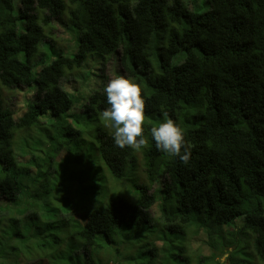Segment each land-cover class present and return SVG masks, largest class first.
<instances>
[{
	"label": "trees",
	"instance_id": "1",
	"mask_svg": "<svg viewBox=\"0 0 264 264\" xmlns=\"http://www.w3.org/2000/svg\"><path fill=\"white\" fill-rule=\"evenodd\" d=\"M208 1L200 12L187 0H19L18 9L0 0V264H256L250 242L264 264V0ZM67 10L66 38L70 47L78 38L77 51L34 72L38 44L55 38L53 22ZM116 51L124 75L142 85L145 125L172 118L185 129L188 165L158 151L148 133L138 151L114 145L101 114L105 64ZM90 55L105 58L101 87L81 106L83 94L61 81ZM36 85L38 98L15 118L1 86ZM75 104L96 116L92 140L83 139L79 114L62 115ZM33 130L40 136H20L28 159L19 162L14 139ZM89 164L102 179L82 188ZM130 177L134 200L108 183ZM170 199L181 220L160 227L151 208ZM201 233L202 242L194 239ZM228 244H236L230 263L221 262Z\"/></svg>",
	"mask_w": 264,
	"mask_h": 264
},
{
	"label": "rangeland",
	"instance_id": "2",
	"mask_svg": "<svg viewBox=\"0 0 264 264\" xmlns=\"http://www.w3.org/2000/svg\"><path fill=\"white\" fill-rule=\"evenodd\" d=\"M16 9L19 8V0H14ZM188 6L190 9L192 10H197L200 12H207L210 9V2L208 0H187ZM69 16V12L68 10L65 11V13L63 14V16L61 18H59L58 20L53 22V35L55 38H53L52 36H49L50 39H48V41H43L41 43L38 44V51L35 54L34 58V72L35 69H39L44 65H47L49 63H51L55 58H57V56L60 53L63 54H67L69 56H73L75 54V52L78 49V38L75 40V43H73L74 45L72 47H70V44H68L69 42L67 41L66 38V33H65V23H64V16ZM60 21V22H59ZM71 28L78 34V32L76 31V29L74 27L71 26ZM26 29V23L24 20L20 19L19 20V31H23ZM65 48H68L67 50ZM97 56L98 59V63L95 64L94 68L90 69V63H92L89 59ZM182 57V55H181ZM181 57L179 56L177 59H175V62L179 61L181 59ZM120 55L118 54V51H116L113 55L110 56V58L106 61L105 64V69H104V74L107 76V81L109 80V78L115 76V75H124V71L122 69V65L120 64ZM104 60L105 58L99 55H90L87 62L84 64L83 68L79 69V70H75L73 72H69L67 71L66 75L63 77L62 81H61V85L62 87L68 91L71 95L73 96H77L79 94H83L82 97L80 98L81 101V106L84 102V100L87 99V96L90 92H93L95 90H98L101 87V80L100 78L97 77V73L101 72L100 70L103 67L104 64ZM98 70V71H95ZM87 71V72H86ZM97 72V73H96ZM86 80V82H85ZM85 82V83H84ZM107 83V82H106ZM22 90V91H21ZM1 92L3 95V99L5 102L6 107H10L12 109V111H14V117H19L23 114V112L25 110L22 111V109L25 107V103L26 101H28V99H32V100H36L38 98V93H37V85L36 88L31 87V88H17L15 90H10V89H6V88H1ZM74 105V104H73ZM76 106L73 107L72 109L69 108H63L62 111V115L64 116H72L74 114H79L80 118H82L84 121L82 123V125H80L79 127L81 129H85V133L83 134V139L84 140H92L91 138H87L89 135V132L91 130H95L97 132L98 129V123L96 120V116L94 117V120H92L90 117H88V115H86L83 110L82 107L80 105L75 104ZM22 111V112H21ZM50 117V116H48ZM53 118V117H50ZM77 123V121H76ZM101 124V122L99 123ZM34 128H31V130ZM26 130H30V129H26ZM15 131V130H14ZM13 131V132H14ZM19 132V131H18ZM39 134V135H38ZM18 137H15L14 139V144H15V153L17 156V160L19 162L23 161L25 162L28 159V155L24 154L21 150V144H22V139L25 138L26 136H40V133L37 130H33V131H23L20 132V134H18ZM20 136L22 137V139L20 138ZM80 143V142H78ZM77 143V144H78ZM77 144H74L75 146H77ZM91 143L88 142V144L86 146H84L83 149V153L85 154L86 157L90 156L91 153ZM65 153L62 156H58L56 160H61L63 159ZM92 166L90 167V164L88 165V167L85 169V172L89 175V178H84V175L82 176V178H79V181L81 182L82 188H90V179L92 177V179H94V181H96L97 179L99 181H101L102 179V175H101V171L98 167V165ZM139 171V177H140V181L143 182L144 181V177L142 176V172L143 169L142 167H139L138 169ZM66 175V172L63 170L60 173V177H58L59 180H62ZM131 177L130 178H125L124 180H122V182H114V180L112 178H110L109 180V186L113 189H117L119 190V193L123 194L124 196L128 197L130 200H134L136 199L135 194L132 191V185H131ZM119 183V184H118ZM95 185H93L94 187ZM152 215L154 218V221L156 222V224H158V226L162 227L167 223H177L180 222L181 217L179 215V213L177 212V209L175 207V203L173 200H169L168 202L165 203H160V204H156L155 206H153L152 210ZM80 217V216H79ZM230 230V228L228 226L224 227V232ZM241 232V229H237L236 232ZM206 238V233H201L198 237H194V239L201 241L204 240ZM251 240L250 238H244V241H249ZM226 242H230L229 240H226ZM202 245V244H201ZM236 247L235 245L232 244H228L227 246H225V251H224V255L220 258L221 262H225L226 260L228 261V263H230L229 261V257L227 256V253L230 251H233L234 248ZM253 245L251 244V242L249 244H247V252L250 253V255H253V257L255 258V262L256 264H263V262L260 263V261L258 260V257L253 253ZM201 250L202 252H205L206 254L210 253V250L208 248L207 245H203L201 246ZM240 259H244V255L239 256ZM41 260H36L35 263L36 264H40ZM30 263V262H29ZM192 264H198L196 262L195 259L192 260Z\"/></svg>",
	"mask_w": 264,
	"mask_h": 264
},
{
	"label": "clouds",
	"instance_id": "3",
	"mask_svg": "<svg viewBox=\"0 0 264 264\" xmlns=\"http://www.w3.org/2000/svg\"><path fill=\"white\" fill-rule=\"evenodd\" d=\"M102 92L106 96L108 107L102 112L101 118L106 129L110 130L116 147H128L137 151L145 148L148 145L145 133H148L155 148L167 158L179 160L184 165L190 163L192 145L178 120L167 118L150 128L145 125V96L142 94V85L133 76L115 75L109 78ZM145 182L144 178L141 183ZM154 190L155 187H150L149 192ZM160 203L164 201L156 204Z\"/></svg>",
	"mask_w": 264,
	"mask_h": 264
}]
</instances>
